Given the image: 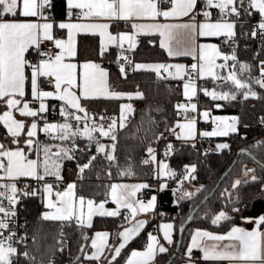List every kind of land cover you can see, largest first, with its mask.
<instances>
[{
  "label": "snow or ice",
  "instance_id": "1",
  "mask_svg": "<svg viewBox=\"0 0 264 264\" xmlns=\"http://www.w3.org/2000/svg\"><path fill=\"white\" fill-rule=\"evenodd\" d=\"M198 2L203 3L202 11H197ZM167 5L168 7H162ZM53 7V0H0V105L7 110L0 114V124L6 129L11 147L0 143V264H19L18 258L23 256L29 264L35 260L27 250L21 252L17 245L24 243L26 237H18L11 225L17 216L16 205L23 197H36L42 195L44 211L41 215L43 221L73 222L80 228H91L93 217H118L121 209H127L128 215L124 217L132 226L124 227L123 231L116 235L120 242L118 246L109 244L108 232H96L91 238L93 251L89 255L84 246L79 251L84 260L99 262L105 256L106 251L111 254L108 264H113L121 256V252L134 236L138 235L144 227L145 220H137L141 213H148L156 207V197L144 201L137 194L149 188L146 183L120 184L113 183L109 186L108 196L116 205L115 209L105 208V202L97 203L93 199L83 196L77 197L75 183L67 184L63 190L54 191V184L48 183L46 178L53 177L55 181L62 182V162L75 159L76 140L84 138L88 146L95 144L96 155H91L86 163L77 164L78 175L83 179L86 169L93 166L97 155L103 154L104 158L112 165L118 166L116 156L118 131L127 127L129 116L134 112L131 103L120 105L119 117H100L97 123L93 114L82 104V101L96 99H143L140 91L135 93H123L113 90L109 84V73L100 64L85 61L82 64L73 63L72 58L77 56V34L99 35L101 55L107 51L110 45L121 49L118 60L122 59L126 64L132 61L124 51H131L136 47L137 37L141 34H159L160 47L165 49L169 57H191L195 63L190 66L184 64H135L133 70H147L155 72L158 79H174L183 81V96L189 103L177 104L179 112L185 114L184 122H177L171 129L178 140L188 143L196 138V119L188 118L189 111L195 112L197 105L191 103L197 96L196 80L211 78L213 81L223 80L230 82L237 90L241 91L244 99L258 98V93L252 85H258L264 89V61L259 65V76L251 75L252 66L238 61L235 49L231 54H226L217 44L197 43L198 37L223 38L222 43L232 47L237 35L238 23L241 27L242 17H251L254 12L261 17L259 23L250 32L252 37L258 34L264 37V0H67L68 20L54 25L51 18L46 15V10ZM208 9L218 10L219 16L213 22L212 13ZM74 10H76L74 12ZM202 14L204 20L197 22V15ZM78 20H93L103 18L109 21H125L131 23L132 33L119 32L113 35L109 31V23L98 22H72V16ZM165 21L159 22L158 18ZM188 17L186 22H179ZM234 18V19H233ZM149 20L150 23H138L136 21ZM54 27L67 30V38H56ZM51 42L56 51L45 48V43ZM127 42L128 48L124 45ZM231 42V43H230ZM32 59H29V56ZM218 60L223 63H217ZM229 61L232 64H229ZM238 65V68H237ZM228 68V74L222 76L220 71ZM121 75L126 77L125 64L119 65ZM247 73V79L242 78ZM166 74V75H163ZM46 81L52 90H44L41 85ZM30 89L31 100L26 99V90ZM205 96L213 100H235V92H217L215 90L200 89ZM48 99L61 101L60 116L62 123H48L45 121L42 128L39 127L37 118H43V114L49 111ZM38 104V107L34 105ZM219 107V105H217ZM21 117L32 118L30 124L24 119H16L14 113ZM82 114V115H81ZM207 119L209 112L202 113ZM73 121L75 123H73ZM217 126L211 132H202L201 136H227L237 131V120L232 118L228 122L222 118H215ZM264 123V120H262ZM81 124L83 125L81 127ZM38 131H43L53 140L61 142L70 141L71 146L63 144L49 145L34 139ZM26 132V138L22 136ZM98 134V136L96 135ZM161 137L163 133L160 134ZM99 137L108 138L112 143L105 145ZM160 137H157L159 139ZM55 147V151L53 148ZM195 147V144H192ZM218 150L228 149L227 143L218 144ZM174 151L173 145L168 144L165 156ZM149 158L142 163L157 164V175L160 177H175L176 172L163 161L157 162L155 149L147 148ZM35 154L36 158H30ZM196 166H185L184 179H195ZM109 175L111 173L109 172ZM121 176H133L132 166L119 170ZM244 177L251 181L259 178L254 169L245 168ZM22 178H30L36 181L37 187L28 191L31 185L25 184L24 188H18ZM41 182L42 187H41ZM249 180L236 179L231 185L232 189H238ZM264 183V181H262ZM183 180H181V185ZM167 187L161 185V189ZM200 189H197L199 191ZM264 190V189H262ZM191 192L185 191L182 198H190ZM229 201L232 193L225 190ZM55 197V199H53ZM239 199V197H237ZM6 202V203H5ZM232 211L239 212V208L233 207ZM231 217L224 210L214 215L211 220L213 225L222 221H229ZM254 222L256 228L248 231L243 227L233 226L224 235L213 234L210 231L197 230L191 237V244L187 253L189 264H192L193 249H199L203 253L205 261L224 262L228 264H264V215ZM171 223L163 224L160 230L163 239L172 244ZM7 232V235H5ZM61 235H63L61 233ZM83 240L89 237L81 233ZM168 248L157 238L149 234L148 242L143 251H132L125 264H155L158 254L167 253ZM74 264H82L80 256L74 260Z\"/></svg>",
  "mask_w": 264,
  "mask_h": 264
},
{
  "label": "trees",
  "instance_id": "2",
  "mask_svg": "<svg viewBox=\"0 0 264 264\" xmlns=\"http://www.w3.org/2000/svg\"><path fill=\"white\" fill-rule=\"evenodd\" d=\"M53 18H65L68 15L66 0H53V7L46 10ZM249 17H242L241 23H238L235 37V52L238 61H245L252 66L251 75L259 76L258 62L264 59V51L255 55V46L248 47L250 40L251 24ZM119 52L116 47H111L101 55L100 41L98 35L81 34L78 39V54L76 59L95 60L109 69L110 81L115 88L120 91H140L144 94L143 105L134 108V117L131 122L118 131V140L116 148V156L118 166L110 164L103 154L97 155V160L93 162L90 169H86L83 174V181L77 183V195L92 198L98 202L108 201L110 179H145L153 168L154 163L144 165V154L149 146H156L161 139V133L169 128L173 120V111L176 103L182 99L179 91L181 85H174L172 79H158L155 72L147 70L131 71L129 74L121 75L117 66V58ZM132 55L135 62H163L169 59L166 51L160 47L158 35H140L138 43L132 49ZM248 74L245 73L242 78L247 79ZM206 84H212V81L206 80ZM258 93V98L249 97L248 99L237 100H213L210 96H205L200 91V102L202 106L212 109L214 112H229L238 115V130L228 136L223 137H205L198 139L193 143H184L183 141L174 144V151L169 157V165L174 170L180 168L184 164H196L197 178L193 181L197 189L190 198H182V195L173 194L170 189L166 188L161 194V208L164 211L163 218L173 220L176 228V238L173 248L167 253L157 256L155 264H162L172 253L178 240V230L183 221L190 214L196 203L208 194L215 185L220 174L230 165L236 156L238 149L248 148L257 157V161L242 153L237 164L234 166L229 175L221 183L215 194L204 203L196 213L193 221L187 226L182 246L179 254L171 264H179L184 260V254L189 245L191 235L195 228L205 227L216 230H226L231 225L240 221L244 216L264 215V89L253 84ZM29 93L26 94V98ZM123 99H96L90 101H82V104L89 112L99 113L105 110L110 113H120V105ZM221 103L222 107L216 105ZM61 103L56 104L60 106ZM7 110L0 105V114ZM157 137H160L157 139ZM26 138V132L22 136ZM10 137L6 135V129L0 124V142L9 146ZM227 141L228 149L217 152H205L204 146L207 142ZM78 155V150L76 152ZM92 151H87L82 155V159H88ZM96 155V152L94 153ZM76 156L74 160L65 162V170L68 171L70 164H73L71 172H76V166L81 159ZM129 164L132 166L133 176H121L119 170L126 168ZM254 169L255 175L259 178L257 181H251L250 176L244 177V169ZM109 172L111 175H109ZM236 179H247L249 183H242L238 189H232L231 185ZM225 190L232 194H237L235 199H229ZM176 200V202H175ZM20 212L23 218L29 223V238L25 250L35 260L31 264H64L68 260L69 264H74L77 256H80L82 264H84L83 254L79 249L84 246L86 252L90 249V241L92 234L97 229H107L111 232V242L117 241V233L126 221L122 215L118 217H100L97 216L91 228H80L75 221H43L40 217L44 210L43 199L40 195L36 197H23L19 204ZM180 208L176 215V210ZM233 207L239 208V212L232 211ZM224 210L231 217L229 221H222L218 225H213L211 220L214 215ZM156 219H151L146 225L142 234L130 243L122 252L121 256L113 264H122L125 260L126 253L131 247L144 246L147 234L154 228ZM65 231L70 235V253L61 249V232ZM89 237L83 240L81 233ZM19 264H29V261L18 259ZM103 263H107L103 259ZM200 264H226L225 262H200Z\"/></svg>",
  "mask_w": 264,
  "mask_h": 264
},
{
  "label": "crops",
  "instance_id": "3",
  "mask_svg": "<svg viewBox=\"0 0 264 264\" xmlns=\"http://www.w3.org/2000/svg\"><path fill=\"white\" fill-rule=\"evenodd\" d=\"M66 2H67V0H66ZM162 7H165V8H166V7H168V6H167V5H162ZM202 9H203V3H202V2H198L197 11H202ZM75 11H76V10H74V12H75ZM208 11H210V12L212 13V17H211V19H212V21L214 22V21L218 18V16H219L218 10H216V9H208ZM214 12H217V13H218V16H213V13H214ZM45 14L48 15V16L51 18V20L54 22V25H58L59 23H61V22H66V21L68 20V15H67L65 18H58V19H57V18H53V17H51L48 13H45ZM71 19H72V22H84V23H88V22H98V23H109V24H110L109 31H110L113 35H116V34L119 33V32H125V33H132V32H133V29L131 28V23H130V22L116 21V20L109 21V20H106V19H103V18H97V19H93V20H78L77 17H76L75 15H73ZM158 19H159V22H161V23H164V22H176V21H165L164 18H162V17H161V18H158ZM188 19H189L188 17H184V18H182L181 21H179V22H186ZM233 19H234V18H233ZM196 20H197L198 23L201 22V21H203V20H204L203 15H202V14L197 15ZM136 22H138V23H150L151 21H149V20H143V21H136ZM59 34H62V35H59ZM81 34H84V33H81ZM81 34H77V36H76V38H75V39H76L77 54H78V39H79V35H81ZM54 35H55L56 38H63V39H66V38H67V30H61V29H59L58 27H54ZM97 35H98V34H97ZM141 35H144V34H141ZM149 35H151V34H149ZM152 35H158V36H159V34H152ZM139 36H140V35H139ZM139 36H138V37H139ZM98 37H99V41H100L101 38H100L99 35H98ZM138 37H137L136 45H137V43H138ZM222 39H223V38H216V37H198V39H197V43H198V44H199V43L217 44V45L220 46V41H221ZM160 40H161V37L159 36V44H160ZM46 43H51V42H46ZM46 43H45V44H46ZM124 46H128V45H127V42L125 43ZM111 47H116V46H114V45H110V46L108 47L107 50H109ZM100 48H101V45H100ZM116 48L118 49V52H119L120 49H119L118 47H116ZM164 50H165V49H164ZM221 50L226 51L225 49H222V48H221ZM55 51H56V50H55ZM165 51H166V50H165ZM166 53H167V52H166ZM229 54H230V53H229ZM30 56H31V55H30ZM76 57H77V56H76ZM76 57L72 58V61H71V62H73V63H77V64H82V63H84L85 61H92V62H95V63L100 64V65H101L106 71H108V73H109V69H108L107 67L103 66L101 63H99V62H97V61H95V60H82V61H79V60L76 59ZM168 57H169V56H168ZM28 58H29V57H28ZM189 59H191V57H185V56H180V57H169V59H168L167 61H163V62H135V64H156V63H165V64H184V65L187 66V61H188ZM169 79H170V78H169ZM172 80H174V79H172ZM200 80L203 81V79H200ZM179 81H180V80H179ZM182 82H183V81H180V83H181V87H182ZM205 83H206V82H205ZM205 83H204V84H205ZM109 84H110L111 88H112L113 90L117 91V92H123V93H135V92H136V91H120V90L116 89L115 86H114V85L111 83V81H110V73H109ZM199 86H200V89H201L203 85H199ZM41 87H42L44 90H52L51 87L47 84L46 81L42 82ZM28 93H29V97L26 98V99H27V100H31L32 98H31V95H30V89H27V90H26V94H28ZM199 95H200V92H199ZM198 97H199V96H198ZM185 99H186V98H185ZM199 99H200V98H199ZM137 100H139V99L128 100V99L124 98L122 104H124V103H131L132 106H133V108H135V103H136ZM46 103L48 104L49 109H52V108H54V106H56V104L61 103V101L54 100V99H48V100L46 101ZM196 104H197V101H196ZM217 105H218V104H217ZM217 105H216V106H217ZM60 106H61V104H60ZM34 107H38V104L34 105ZM201 107H202V105H201V102H200L199 105L197 104V109H196V111H198V114H199V115H200V109H201ZM198 109H199V110H198ZM196 111H195V112H196ZM191 113H192V111H189V112L187 113V116H188V117L191 116ZM14 115H15V118H16V119H24L25 122H26L27 124H30L31 121H32V118H24V117H21V116L19 115L18 112L14 113ZM191 117H193V116H191ZM195 118H196V117H195ZM198 119H199V117H198ZM45 121H47L48 123H54V122H55V121H48V120H44V121H43V120H40L39 118H37V122H38V125H39L40 128L43 127ZM200 121H201V120H199V122H200ZM56 122H60V123H62L63 121H56ZM97 136H98V135H97ZM203 138H205V137H204V136L201 137V139H203ZM34 139H37V140L41 141L42 143L53 142L52 145L63 144V145H66V146H71V142H70V141L61 142V141H59V140H53V139H51L47 134H45L43 131H38V135H37V137H35ZM99 139H100V142H101V143H104L105 145H109V144L112 143L108 138H105V137H99ZM197 140H198V138H197L196 140H194V141H190V143H194V142H196ZM217 142H219V144H221V141H217ZM0 143H2V142H0ZM227 144H229V143L227 142ZM87 145H88V141H87L86 139H84V138H78V139L76 140V149L78 150V155H76V154H77V153H76L77 150H76V151H75V154H74V155H75V158H76V156L79 157V158H81L82 155H84L87 151H92V153L90 154V156H91V155H94V153L96 152L95 144H92L91 146L86 147ZM11 147H15V146H11ZM22 147H23V146H22ZM151 147L154 148V146H151ZM53 149L56 150L55 147H54ZM155 154H156V153H155ZM156 157H157V155H156ZM30 158L35 159V158H36V155H35V154H31V155H30ZM89 158H90V157H89ZM89 158H88V159H89ZM88 159H82V158H81L77 164H83V163H86V162L88 161ZM73 160H74V159H73ZM66 161H69V160H64V161L62 162V170H61V174H62V176H63V178H64V180H65V184H64V186H63V188H62L61 190H63V189L66 187V183H75V184L77 185L78 182L84 180V178H83V179H80V178H79V175H78V167H77V166H76V169H77V170H76V172H74V174H71V175H68V174H67V172H71V171H72L74 165H73V164H70L69 167L71 166L72 169H69V167H68V171H66V170H65V162H66ZM159 161H163V162H165V163H167V164L169 165V161H168V159H166V158L157 157V162H159ZM154 164H155V163H154ZM155 166L157 167V164H155ZM169 167H170V165H169ZM170 168L174 171V169H173L172 167H170ZM48 178H53V177H48ZM53 179H55V178H53ZM135 180H136V179H110L109 181H111V184H113V183L125 184V183H128L129 181L132 182V181H135ZM136 181H138V180H136ZM54 186H55V185H54ZM166 188L170 189L171 192H172L173 194H177V195H179V196H181L185 191H187V192H191V193L195 192V191H193L192 187L189 185V181L185 182V183L182 184V185L180 184V185L175 186V187H172V188H170V187H165V188L161 189L160 191H153V190H152V191H150V196H149L148 198H142V197L139 195V193H140V192H139V193L137 194L138 198L141 199V200H144V201H147V200H149L151 197L155 196V197H156V207H155V209H154L153 211H151V212H148V213H141V214H139V215L136 217V219L138 220V219H141V218H145L146 221H147V224H148V222H149L151 219L155 218V219H156V222H155L154 228H153L152 230H150V231L148 232V234H147V239H146V243H145V245L142 246V247H140V246H134V247H131V248L128 250V252L126 253L125 260H124V262H123L122 264H125L126 259L131 255V252H132V251H134V250H135V251H143V250L145 249L146 244H147V242H148V236H149V234H152V235L157 236V238L160 240V242L163 243L164 246L168 248V250H170V249L173 248V245H174V242H175V238H176V228H175V223H174L173 220L163 218L164 211H163V209L161 208V194H162V192H163ZM142 190H143V189H142ZM142 190H141V191H142ZM54 191H55V190H54ZM76 194H77V190H76ZM40 196H41V198H42V195H40ZM77 197H78V195H77ZM83 197H84V196H83ZM85 198H87V197H85ZM53 199H55V197H53ZM91 199H92V198H91ZM102 202H105V201H102ZM175 202H176V200H175ZM115 207H116V205H115V204L111 201V199L109 198L108 201H106V203H105V208L108 209V210H113V209H115ZM121 215H122L123 217H125L126 215H128V210H127V209H121ZM261 215H263V214H261ZM261 215H258V216H244V217H242V218L240 219L239 222H237V223L231 225V226H230L229 228H227L226 230H216V229H210V228H205V227H197V228H195L193 234H194L197 230H201V231H210V232H212L213 234H217V235H224V234H226L228 231H230V230H231V227H233V226L243 227V228H245V230L251 231V230H254V229L256 228V225H255L254 222H249V221H254L255 219H258ZM96 217H97V216H94V217H93L92 225H93L94 220H95ZM125 221H126V220H125ZM168 223H171V224L173 225V229H172V241H173V243H172V244H168L166 241H164V239H163V232L160 230V226H161V225H163V224H168ZM129 224H130V223H129L128 221H126V225H125V226H127V225H129ZM123 227H124V226H123ZM260 230H261V231H264V226H261V229H260ZM96 232H108V233L110 234L109 244H111V245H113V246H117L118 243H119V241H120L119 238H117V241H116L115 243L111 242V232H110L109 230H107V229H97V230H95V231L93 232V234H92V237L95 236V233H96ZM193 234H192V235H193ZM192 235H191V237H192ZM92 237H91V238H92ZM190 244H191V239H190V242H189L188 247L190 246ZM188 247H187L186 252H185V254H184V260H183L181 263H179V264H189V257H188V253H187ZM123 250H124V249H123ZM123 250H122V251H123ZM92 251H93V249L91 248V241H90V249L87 251V253L90 255ZM199 252H201L199 249H193V251H192V256H191L192 264H200V262H208V261H205V260L203 259V253L201 252V253L199 254ZM158 255H159V254H158ZM105 256L107 257L106 261H107V263H108V261H109L110 258H111V254H110L109 252L106 251ZM103 259H104V258H102V260H101L100 262H101L102 264H106V263H103ZM224 262H225L226 264H228L227 261H224Z\"/></svg>",
  "mask_w": 264,
  "mask_h": 264
},
{
  "label": "built area",
  "instance_id": "4",
  "mask_svg": "<svg viewBox=\"0 0 264 264\" xmlns=\"http://www.w3.org/2000/svg\"><path fill=\"white\" fill-rule=\"evenodd\" d=\"M213 16H218L217 12L213 13ZM261 17L259 16L258 13L254 12L253 15L251 17H249L248 21L251 24V27L253 29V27L255 25H257L260 21ZM62 35V34H59ZM250 40L251 42L248 43V47H250L251 45L255 46V55L257 56L259 53L264 51V37H261L259 34L256 37H252L250 35ZM231 43V42H230ZM220 47L222 49H225L227 52H229L231 54V52L233 51V48L235 49V45L232 44V47H229L228 44H224L222 43V40L220 41ZM45 48L47 50L50 51H55V49L53 48L52 43H46L45 44ZM125 49L128 48V46H124ZM121 49L119 51V55H120ZM118 55V57H119ZM124 55H127L129 57V59L132 61V64H126L124 60L120 59L118 60L117 58V66L119 68L120 64H125V68H126V74H129L131 71H133L134 65H135V61L133 59V55H132V50L131 51H124ZM32 56H29V59H32ZM264 61V59H261L258 62V67L260 65V62ZM192 63H195V61L191 58L187 61V66H190ZM166 75V74H163ZM198 85H204V82L200 79L196 80ZM174 85L176 86H180L181 83L179 80H174ZM116 86V85H114ZM179 94L182 96V99H180L177 104H181V103H186V99L183 97V93H182V89L179 91ZM197 104L199 105L200 103V99L199 97L197 98ZM143 105V100L139 99L136 101L135 103V107H140ZM174 108L173 111V124L167 128L166 130L163 131V136L161 137L160 141L158 142V144L156 146H154L155 149V153L157 155V157H161V158H166L169 159V157L172 155L169 154L168 156H165V150H166V146L168 144H172L173 145V149H174V144H178L180 142V140H178L176 138V135L173 134V132L171 131V129H173L174 127V123L177 121H182L184 120V116L185 114L182 112H179V110L176 108ZM60 107L61 106H57L54 107L52 109H49L48 112L43 114V118H39L40 120H48V121H63V117L60 116L59 112H60ZM199 110V109H198ZM90 114H93L95 117V120L97 123H100V117L104 116V117H119V113H110L107 112L105 110H102L99 113H95V112H89ZM82 115V114H81ZM187 115V114H186ZM191 116L198 118L199 114L198 111L196 112H192ZM134 117V112L129 116L128 119V123L127 125L131 122V120ZM188 117V116H187ZM73 123H75L73 121ZM213 121H207V122H203L200 121L199 122V130H205V131H211L213 129ZM83 125L81 124V127ZM175 131L178 133L180 131V129H176ZM98 135V134H96ZM198 139H201V137H198ZM219 144V142L215 141V142H207L204 146V151L205 152H217L220 151L217 149V145ZM148 153L146 152L144 154V159H148ZM195 164H184L182 165L180 168L175 169L174 171L176 172V176L175 177H160L158 176L157 173V167L155 166L153 168V170L151 171L150 175L143 179V181L150 185L149 188L143 189L142 191H140L139 195L142 198H148L150 196V191H160L161 190V185L162 184H166L167 187H175L181 184V180H183V184L191 179H184L185 177V166H192ZM196 166V165H195ZM69 169H72V167L70 166ZM194 175H196V172L194 173ZM46 181L48 183H53L54 186V190H61L65 184V180L63 179L62 182H57L55 181V179L53 178H46ZM42 183L41 182V187H42ZM25 184H29L31 185V187H29L28 191L31 192L33 188L37 187V183L34 180H31L30 178H22L21 181L18 183V188L23 189ZM23 198V196H21V199ZM6 203V202H5ZM20 202L16 205V211H17V216L14 218V223L11 225V227L13 228V230L17 233L18 237H26V241L24 243H20L17 245L18 249L23 252L25 250V247L27 245L28 242V238H29V223L23 218L21 212H20V207H19ZM180 208L178 207V209L176 210V215L179 213ZM63 235H61V249L65 252H67L68 254L70 253V235H68L64 230L61 232ZM5 235H7V232H5ZM201 252H199L200 254ZM18 259H24L23 256L19 257ZM64 264H69L68 260H66L64 262ZM84 264H96V262H90L87 260H84ZM99 264H102L101 262H99Z\"/></svg>",
  "mask_w": 264,
  "mask_h": 264
},
{
  "label": "rangeland",
  "instance_id": "5",
  "mask_svg": "<svg viewBox=\"0 0 264 264\" xmlns=\"http://www.w3.org/2000/svg\"><path fill=\"white\" fill-rule=\"evenodd\" d=\"M223 51V50H222ZM223 52H225L226 54H229V52H227V51H223ZM217 63H223V61H221V60H218L217 61ZM240 63H246L245 61H241ZM229 64H232V62L231 61H229ZM250 65V64H249ZM237 68H238V65H237ZM218 71H220V74L222 75V76H226L227 74H228V71H229V69L228 68H226V69H223V70H218ZM206 80H210V81H212V84H206L205 82H206ZM203 82L205 83L203 86H202V88L201 89H204V88H206V89H208L209 91H212V90H215V91H217V92H235L236 93V99L235 100H237V99H241V98H244V96H243V94H242V90L241 91H237L232 85H231V83L230 82H225V81H223V80H216V81H213L211 78H203ZM196 84H197V82H196ZM253 88V90L254 91H256V89L254 88V87H252ZM197 89H198V94H197V96L196 97H194L193 99H192V101H191V103H195L196 104V100H197V98H198V96H199V92H200V86L197 84ZM257 92V91H256ZM182 93H183V82H182ZM184 97V96H183ZM185 98V97H184ZM218 101H220V100H218ZM228 101H231V100H228ZM186 103H189L188 102V100H187V98H186ZM122 104V103H121ZM197 105V104H196ZM218 105H219V107L218 108H221L222 107V105H221V103H218ZM217 107V106H216ZM205 111H207V112H209V117L207 118V119H205L204 117H203V115H202V113L203 112H205ZM217 117H219V118H222V119H225V120H227L228 122H231V120H232V118H236V120H237V124H236V127H237V130H238V115L236 114V113H229V112H214L212 109H210V108H207V107H205V106H202L201 107V109H200V115H199V119L198 118H195V117H191V116H189L188 118H195L196 119V133H197V135H196V138H195V140L198 138V137H203V136H201L200 135V133H202V132H211L216 126H217V124L216 123H214V125H213V129L211 130V131H205V130H199V120H201V121H203V122H207V121H210V120H212V121H214V119L215 118H217ZM177 122H184V120H182V121H177ZM177 122H175L174 123V128H175V125L177 124ZM54 123H60V122H54ZM176 129H179V128H176ZM230 134H232V133H229V135ZM228 136V135H227ZM211 137H223V136H211ZM180 142H181V140H180ZM52 143L53 142H46V144H49V145H52ZM222 143H227V141H221V144ZM229 145V144H228ZM53 151H55L54 149H53ZM220 151H222V150H220ZM196 165V164H195ZM196 168H197V166H196ZM197 178V173H196V175H195V179ZM195 179H191V180H189V185L192 187V189H193V191H196V189H197V186H196V184H194L193 183V181L195 180ZM136 180H138V181H136ZM135 181H132V182H128V183H125V184H129V185H131V184H141V183H145L144 181H143V179H136ZM67 184H69V183H66V186H67ZM66 188V187H65ZM194 193V192H193ZM77 195V194H76ZM183 195V194H182ZM79 197V196H78ZM237 197V194H232V197H231V199H235ZM110 198V197H109ZM86 199H91V198H86ZM94 200V199H93ZM95 202H97V203H100V202H102V201H100V202H98V201H96V200H94ZM44 211H48V209H45Z\"/></svg>",
  "mask_w": 264,
  "mask_h": 264
},
{
  "label": "water",
  "instance_id": "6",
  "mask_svg": "<svg viewBox=\"0 0 264 264\" xmlns=\"http://www.w3.org/2000/svg\"><path fill=\"white\" fill-rule=\"evenodd\" d=\"M242 153L248 155L249 157H251L252 159H254L256 161L258 160L257 157L253 154V152H251L248 148L242 147V148L238 149L235 158L230 163V165L220 174V176L217 179V181H216L215 185L213 186L212 190L208 194L203 196L198 203H196V205L194 206V208L192 209L190 214L187 216V218L180 225L179 230H178V240H177L176 246L174 247L171 255L162 264H171L173 262V260L177 257V255L180 252L181 246H182L183 235H184V232H185L187 226L193 221V219H194L196 213L198 212V210L200 209V207L204 203H206L215 194L217 189L220 187L221 183L225 180V178L229 175V173L232 171L234 166L237 164V162L239 160V157H240V155ZM138 220H145L146 221L145 218H141V219H138ZM146 225H147V221H146L144 227L140 230L139 234L134 236L133 239L128 242L126 247L142 234V232L144 231ZM131 226L132 225L129 224V225L124 226V227H131ZM124 227H122L120 231H123Z\"/></svg>",
  "mask_w": 264,
  "mask_h": 264
}]
</instances>
